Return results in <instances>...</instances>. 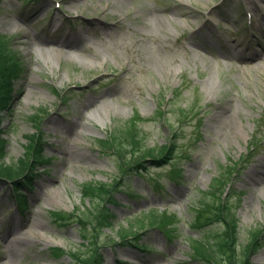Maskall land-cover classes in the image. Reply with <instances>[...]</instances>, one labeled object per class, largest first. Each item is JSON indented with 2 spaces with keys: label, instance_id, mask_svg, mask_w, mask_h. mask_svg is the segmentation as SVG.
Instances as JSON below:
<instances>
[{
  "label": "rangeland",
  "instance_id": "obj_1",
  "mask_svg": "<svg viewBox=\"0 0 264 264\" xmlns=\"http://www.w3.org/2000/svg\"><path fill=\"white\" fill-rule=\"evenodd\" d=\"M0 38L22 69L11 108L0 104V164L28 160L37 134L46 158L21 196L0 181V264H78V247L101 264H208L193 240L225 237L227 221L200 204L221 198L237 221L234 256L261 232L246 264H264V0H0ZM124 126L146 149L177 142L171 158L120 172L97 140ZM90 181L121 184L119 203L104 202L109 224H87L95 250L50 214L93 206ZM148 208L175 213L173 227L114 245ZM14 234L22 244L5 245Z\"/></svg>",
  "mask_w": 264,
  "mask_h": 264
},
{
  "label": "trees",
  "instance_id": "obj_2",
  "mask_svg": "<svg viewBox=\"0 0 264 264\" xmlns=\"http://www.w3.org/2000/svg\"><path fill=\"white\" fill-rule=\"evenodd\" d=\"M0 41L2 42L1 38ZM3 47V44L0 43V89L2 90L0 93V104L3 105L4 109H10L15 97L13 93L14 81L15 78L19 77L22 69L18 61L11 55L10 50ZM172 135L174 137L171 140L176 137L175 133ZM38 137L37 134V138L34 137L30 140L28 146V154L30 157L28 160L22 159L20 161V163L22 162L21 164L17 162L9 165L0 164V181L3 178L9 181L11 180L14 184V193H16L17 196H21L24 187L29 186L28 181H30L31 178L29 173L34 172L32 168L36 166V164L43 165L46 162V158L42 154L43 146L40 144ZM141 140L142 138L136 131L132 130L131 126H124L118 134H110L105 138H99L97 140V145L101 150L117 157V167L120 172H124L126 169L134 171L146 169V162H150L155 166H162L171 158V155L174 153V148L177 146V142H173L165 145L162 149H146L142 146ZM5 141L6 138L0 135V142L5 143ZM146 156H149L150 160H146ZM235 165L236 163L234 166ZM234 166L232 165V167ZM26 178L27 182L25 180ZM220 181H218V186L221 184ZM120 185L119 181L111 183L86 182L82 186L83 195L91 197V199L94 200L93 206L85 207L84 210H54L51 211L50 214L54 221L59 224L67 225L71 222L78 223L81 226L82 236L86 240L83 247L95 250L99 242L100 232L97 229L91 230L88 228L87 224L92 223V221L96 222L94 224L95 226H97L98 223L102 226L109 224L112 212L111 208L107 207L104 202L108 201L113 204L119 203L114 194L116 192L115 189ZM127 193L133 198L141 197L140 193L137 191H130ZM147 210L148 213H146V210H141L143 216L137 219L136 224L130 219V226H120L121 230L119 232V237L117 240L113 241L114 245L119 246L125 243L137 244V241L142 237V232H145L149 227H155L157 229L160 227L164 230H168L171 229L176 222L177 215L175 213L168 214L166 211H158V209L149 208ZM200 210L203 213H209V215L213 213L219 214L220 216L216 220L223 222L227 221V223H224L226 233L225 237L220 234H215L214 236H210V239H205L206 241L193 240L194 252L202 256L208 264H245L252 249L258 247L261 232L258 233L254 231L252 233L249 244L243 249L238 257L239 259H237L234 256L235 245L233 246L237 240V221L236 219L230 220L232 210L228 207L224 198L215 202H203L200 204ZM210 221L211 218L206 216L205 222L210 223ZM245 253H247L248 256L245 257ZM70 254L78 264H101V254L96 251H91L87 254L85 250H81V248L78 247L71 250Z\"/></svg>",
  "mask_w": 264,
  "mask_h": 264
},
{
  "label": "bare ground",
  "instance_id": "obj_3",
  "mask_svg": "<svg viewBox=\"0 0 264 264\" xmlns=\"http://www.w3.org/2000/svg\"><path fill=\"white\" fill-rule=\"evenodd\" d=\"M255 9H258V7L255 6ZM54 46L55 47L52 50H55V51H63L64 50V48L60 47L61 45H59V44H55ZM258 178H260V177H258ZM22 239H23L22 236H20L18 234H14L6 240L5 245L19 246L23 242ZM261 243H263V242L261 241ZM7 258H8V256H7Z\"/></svg>",
  "mask_w": 264,
  "mask_h": 264
}]
</instances>
